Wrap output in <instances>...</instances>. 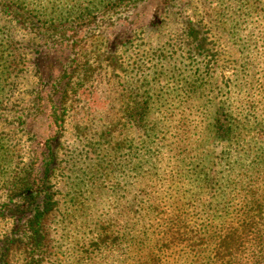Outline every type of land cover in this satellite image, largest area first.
I'll return each mask as SVG.
<instances>
[{"label": "rangeland", "instance_id": "rangeland-1", "mask_svg": "<svg viewBox=\"0 0 264 264\" xmlns=\"http://www.w3.org/2000/svg\"><path fill=\"white\" fill-rule=\"evenodd\" d=\"M217 114L264 148V0H0V264H32L33 217L39 264H207L134 223L147 171L181 150L203 178L226 150ZM248 158L231 161L264 181ZM99 226L117 240L98 244Z\"/></svg>", "mask_w": 264, "mask_h": 264}, {"label": "trees", "instance_id": "trees-1", "mask_svg": "<svg viewBox=\"0 0 264 264\" xmlns=\"http://www.w3.org/2000/svg\"><path fill=\"white\" fill-rule=\"evenodd\" d=\"M2 7L7 11L10 9L5 3H2ZM75 72L70 74L73 76ZM131 119L136 123L141 121L138 116ZM249 125L246 118L240 120L216 115L214 136L220 143H226V150L213 156L212 168L203 178L199 176L200 170H186L180 164L189 155V152L181 150L173 153L174 164L168 171L160 168L147 171L145 189L141 191L144 192V200L141 201V212L134 225L165 229L159 239L169 242L190 240L188 246L181 247L189 249L193 256L207 257V264H264V181L251 177L242 179L246 176L245 170L231 161L243 156L250 160L248 157L252 154L251 161H256L257 165L263 164L252 169L253 172L264 169V148L253 145L258 133L252 135ZM49 157L53 159L51 153ZM222 162V170L218 172L215 167ZM44 165L48 166L46 163ZM48 171L46 167L42 174H37H41L38 180L42 184L50 176L47 175ZM32 184L27 181L22 185L28 195L34 192ZM156 184L167 192L166 195L152 191V188H157ZM16 189L21 191V188ZM119 214L126 219L137 215L129 203L125 212L120 210ZM28 223L24 224L25 227L21 226L18 236L27 234L25 246L28 261L39 264L43 258V234L38 226V218L33 217ZM97 231L95 240L98 244L107 241V238H118L117 235H107L108 226H99Z\"/></svg>", "mask_w": 264, "mask_h": 264}]
</instances>
